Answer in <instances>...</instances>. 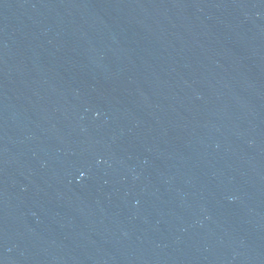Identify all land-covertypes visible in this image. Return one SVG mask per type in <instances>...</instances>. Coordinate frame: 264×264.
<instances>
[{"label":"water","instance_id":"water-1","mask_svg":"<svg viewBox=\"0 0 264 264\" xmlns=\"http://www.w3.org/2000/svg\"><path fill=\"white\" fill-rule=\"evenodd\" d=\"M0 264H264V0H0Z\"/></svg>","mask_w":264,"mask_h":264}]
</instances>
